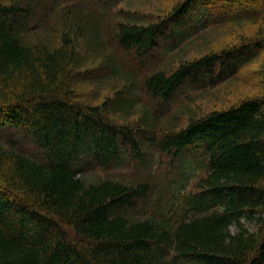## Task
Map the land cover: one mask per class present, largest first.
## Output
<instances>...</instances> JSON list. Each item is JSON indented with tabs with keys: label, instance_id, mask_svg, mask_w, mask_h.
<instances>
[{
	"label": "trees",
	"instance_id": "obj_1",
	"mask_svg": "<svg viewBox=\"0 0 264 264\" xmlns=\"http://www.w3.org/2000/svg\"><path fill=\"white\" fill-rule=\"evenodd\" d=\"M82 2L0 0V128L47 150L0 138V264H264V0H178L99 21ZM221 34L232 38L212 46ZM197 40L203 53L187 58ZM236 82L257 90L193 106ZM153 149L202 156L205 170L137 218L126 210L154 185L110 168Z\"/></svg>",
	"mask_w": 264,
	"mask_h": 264
},
{
	"label": "rangeland",
	"instance_id": "obj_2",
	"mask_svg": "<svg viewBox=\"0 0 264 264\" xmlns=\"http://www.w3.org/2000/svg\"><path fill=\"white\" fill-rule=\"evenodd\" d=\"M52 3L51 0H47ZM178 0H109L107 4L97 5L95 3L87 2L83 0L82 4L90 9L93 13V17L99 21L103 18L112 19L110 14H115L114 17L116 19L119 18L120 15L124 16L125 12H139L141 14L147 15V13L153 14H163L169 12L172 9L174 4ZM49 3V4H50ZM100 9H102L100 11ZM121 11L122 14H119ZM100 15V16H99ZM118 16V17H116ZM254 24H246L243 31L246 33H252L254 31ZM234 29H232L233 31ZM211 33H208V37H210ZM112 37V34L110 35ZM106 46L111 48L112 41L110 40L109 44L106 42L107 35H103ZM109 38V37H108ZM191 37H188L190 39ZM231 35H217L215 40H212V46H219L226 43V41L231 40ZM201 41V40H199ZM197 40L195 43L190 44V46L186 49V57L193 58L195 55H199L203 53V47L201 43ZM221 43V44H220ZM106 51V50H105ZM103 53H99L96 56H93L94 59L90 62L101 60ZM185 54V53H184ZM116 81L114 79H110V81ZM110 82L108 86L104 84V87H110ZM221 86V87H220ZM218 86V89H215L213 92L208 93L206 96L199 98L194 102V107H201L202 110L210 109L214 105L221 106L226 102L231 101L233 98H240L246 95L248 92H254L257 90V87L252 86L248 83L236 82L234 84L228 83L225 85ZM108 90V89H107ZM85 98V100H92V96L90 90H82L80 92L79 98ZM103 100V99H101ZM99 98L95 99V102L101 101ZM139 104H142V101H138L136 103V107L133 109L134 112L130 118H137L140 116V107ZM0 138L6 143H16L21 150L28 154H32L40 159H45L47 155V150L42 149L37 143L33 142L30 137L23 133L20 129L9 128L1 129L0 128ZM197 155V154H196ZM148 157L142 160V158H136L134 156L129 157L125 162L115 163L110 169L114 172L113 176H118L120 179L125 180H136L140 178H147L149 182L154 185L155 193L152 194L151 197H147L141 200H135V207L126 210L128 215L136 216L137 218H144L150 215L153 209H157L158 206L162 205L164 209L167 206L168 200H171V192L172 189L176 187V184L179 183L180 189H178L175 200H178L185 196L187 193L193 191V181L198 178L202 172L204 167V158L202 156H195V154H190L186 158H180L178 161L173 162L169 157H161V154L157 151V149H153L149 152ZM83 164L85 162L84 157H82ZM190 161V163H188ZM144 162V163H142ZM142 163V164H141ZM191 164V166L187 168V165ZM98 171V170H97ZM97 171H89L86 172V176L94 177L93 175L104 176L105 172H97ZM186 173V174H185ZM185 174V177L181 178ZM100 176V177H101ZM187 181V182H186ZM186 185V186H185ZM161 192V194H160ZM138 203V205H137ZM245 226L249 230L255 229L253 223H249L248 221L243 220ZM234 229V227H232Z\"/></svg>",
	"mask_w": 264,
	"mask_h": 264
},
{
	"label": "bare ground",
	"instance_id": "obj_3",
	"mask_svg": "<svg viewBox=\"0 0 264 264\" xmlns=\"http://www.w3.org/2000/svg\"><path fill=\"white\" fill-rule=\"evenodd\" d=\"M152 196V193H150V195L148 197H151Z\"/></svg>",
	"mask_w": 264,
	"mask_h": 264
}]
</instances>
